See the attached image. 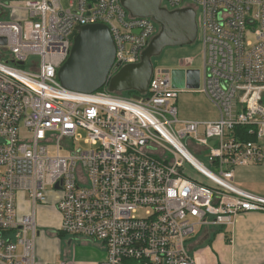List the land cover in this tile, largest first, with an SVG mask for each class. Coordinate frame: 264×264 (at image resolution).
Wrapping results in <instances>:
<instances>
[{"label": "built area", "instance_id": "obj_1", "mask_svg": "<svg viewBox=\"0 0 264 264\" xmlns=\"http://www.w3.org/2000/svg\"><path fill=\"white\" fill-rule=\"evenodd\" d=\"M160 6L195 13L203 73L190 90L217 109L213 122L177 119L174 102L188 89L173 88L171 71L153 70L147 91L133 93L138 99L107 85L94 93L61 86L57 73L77 28L108 29L115 47L109 77L141 61L160 26L132 17L120 0L0 5L25 13L0 22V264H41L36 208L49 192L57 195L58 231L99 242V264H197L196 230L230 228L242 214L264 213V197L233 181L237 167L264 166V0ZM236 128H248L255 141L240 140ZM18 194L31 203L27 215L18 214Z\"/></svg>", "mask_w": 264, "mask_h": 264}, {"label": "water", "instance_id": "obj_2", "mask_svg": "<svg viewBox=\"0 0 264 264\" xmlns=\"http://www.w3.org/2000/svg\"><path fill=\"white\" fill-rule=\"evenodd\" d=\"M120 1L132 17H149L160 26L159 33L144 50L141 61L123 68L116 65L118 71L109 77L114 65L115 47L108 29L103 25L77 28L71 36L73 44L69 57L57 73L63 88L94 93L107 85L113 93L131 91L143 94L153 72L151 59L159 56L167 46L190 45L196 40L197 25L191 9L168 11L160 6L161 0ZM0 44H4L3 39H0ZM170 75L175 89L199 87V71L196 69H172ZM133 98L138 99V96Z\"/></svg>", "mask_w": 264, "mask_h": 264}, {"label": "rangeland", "instance_id": "obj_3", "mask_svg": "<svg viewBox=\"0 0 264 264\" xmlns=\"http://www.w3.org/2000/svg\"><path fill=\"white\" fill-rule=\"evenodd\" d=\"M16 18L18 17L13 13L5 10L3 14L0 15V22H10ZM202 50V45L197 39L190 45L167 46L162 50L159 56L151 59L153 70L164 72L171 71L172 69H179L185 66L188 60H191L187 68L200 70L202 72ZM29 61L35 63L38 59L32 56ZM118 95L123 98H129L133 97L135 94L131 91H123ZM174 104L177 108V119L179 121H196L202 123L213 122L218 119L217 109L204 94L196 90L188 89L180 91ZM184 143H186V141ZM78 145L82 146L83 144L80 143ZM194 156L201 164L208 168L207 158L204 154H196ZM190 173L193 177L199 179L200 176L198 174L192 171ZM19 201L25 202L23 194L19 195ZM19 209L18 211L26 213L28 206L24 204V206H21ZM36 209L37 230L39 234L35 241V250L37 252L36 260L38 262L41 264L44 262L41 256L42 254L49 256L51 261H66L68 264H99L104 260L105 251L100 247L99 242L91 241L88 238L72 237L57 230L58 216L52 205H38ZM218 230L222 231L224 228L209 227V240L197 244L195 248H203L213 243L216 237L215 233H218ZM205 231L206 229L204 228L196 230L191 240L192 243L194 244L198 241ZM227 236L228 234L225 237L226 239H228ZM69 241H71L70 245L68 244Z\"/></svg>", "mask_w": 264, "mask_h": 264}, {"label": "crops", "instance_id": "obj_4", "mask_svg": "<svg viewBox=\"0 0 264 264\" xmlns=\"http://www.w3.org/2000/svg\"><path fill=\"white\" fill-rule=\"evenodd\" d=\"M24 0H0L2 6H17ZM7 10L0 9V15ZM16 19L23 18V11L13 13ZM188 69V68H179ZM264 145V140L262 141ZM234 184L254 195L264 197V166L247 165L235 168ZM17 196V209L27 204L28 210L26 213L18 211L20 216L27 215L31 212V203L25 195V202L19 201ZM22 195V194H21ZM25 197V198H24ZM57 195L54 192L47 194V204L52 205L58 216V227H60L61 217L56 209ZM45 206V205H42ZM29 211V212H28ZM37 220V219H36ZM226 230V231H225ZM228 234L226 239V235ZM214 242L203 248H195L199 243L209 240V232L205 231L200 239L193 244L194 256L197 264H264V213L248 212L238 216L234 224L222 231L218 230L215 233ZM69 245L71 241L68 242ZM37 258V252L35 250ZM43 264H52L56 261H51L49 256L42 254ZM39 257V256H38Z\"/></svg>", "mask_w": 264, "mask_h": 264}, {"label": "trees", "instance_id": "obj_5", "mask_svg": "<svg viewBox=\"0 0 264 264\" xmlns=\"http://www.w3.org/2000/svg\"><path fill=\"white\" fill-rule=\"evenodd\" d=\"M235 132H236V136L239 137L240 140H242L244 142H253V141H255V136H251V135L248 134V128H236Z\"/></svg>", "mask_w": 264, "mask_h": 264}, {"label": "flooded vegetation", "instance_id": "obj_6", "mask_svg": "<svg viewBox=\"0 0 264 264\" xmlns=\"http://www.w3.org/2000/svg\"><path fill=\"white\" fill-rule=\"evenodd\" d=\"M160 31V30H159ZM133 93H135V92H133Z\"/></svg>", "mask_w": 264, "mask_h": 264}]
</instances>
